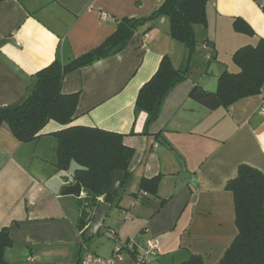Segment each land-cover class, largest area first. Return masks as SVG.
Wrapping results in <instances>:
<instances>
[{
	"label": "crops",
	"instance_id": "1",
	"mask_svg": "<svg viewBox=\"0 0 264 264\" xmlns=\"http://www.w3.org/2000/svg\"><path fill=\"white\" fill-rule=\"evenodd\" d=\"M162 1L0 0V107L21 102L36 72L55 58L66 63L82 55L111 35L117 20L148 15ZM263 1L207 0L187 76L168 92L146 132V113H134L138 89L162 56L175 68L185 63V47L169 35L164 16L139 25L118 52L64 75L61 92L78 95L68 125L49 120L27 142L0 126V229L11 240L3 251L9 264H80L88 251L109 256L116 240L140 251L151 239L156 246L142 264H180L192 255L218 263L237 232L226 181L241 164L264 175V82L259 93L214 109L189 92L194 86L214 92L219 74L239 71L233 52L264 39ZM235 18L253 33L235 31ZM212 53L216 75L207 71ZM66 126L121 133L133 149L129 177L86 238L77 228L83 189L79 196L62 193L74 182L75 165L55 166L53 133ZM154 176H160L156 194H144L140 180ZM119 264H135L134 257L125 253Z\"/></svg>",
	"mask_w": 264,
	"mask_h": 264
},
{
	"label": "trees",
	"instance_id": "2",
	"mask_svg": "<svg viewBox=\"0 0 264 264\" xmlns=\"http://www.w3.org/2000/svg\"><path fill=\"white\" fill-rule=\"evenodd\" d=\"M207 0H163L148 15L123 17L117 20L114 32L97 47L64 63L55 58L50 64L36 72L35 83L29 94L19 103L0 107V126L5 124L20 141L35 139L49 121L68 125L73 119L77 105V93L63 94L61 83L64 75L78 67L89 65L106 57L115 45L127 43L136 28L164 16L169 22V35L185 47L183 67H173L166 55L162 56L156 70L138 89L134 113H146L145 132L161 109L168 92L184 80L194 53L195 26H205V4ZM264 14V1L261 7ZM235 31L252 34L251 27L242 19L233 21ZM212 53L206 64L214 62ZM232 61L239 67L237 73L222 72L217 77L214 92L194 86L189 97L209 109L228 106L239 98L259 93L264 82V39L256 45H245L236 49ZM56 138V162L58 170H68L75 165L72 179L83 189V204L77 222L81 238L91 236L88 230L92 211L98 207L99 197L107 205L115 203L117 189L129 177V162L133 149L122 142V134L96 127L66 126L53 133ZM121 173L120 183L114 193L109 187L114 175ZM160 176L142 178V192L156 194ZM225 189L233 197L236 235L224 251L217 264H264V175L246 164L237 167L236 175L227 180ZM11 244L6 229H0V264H9L3 251ZM180 264H202L199 256L192 255Z\"/></svg>",
	"mask_w": 264,
	"mask_h": 264
},
{
	"label": "built area",
	"instance_id": "3",
	"mask_svg": "<svg viewBox=\"0 0 264 264\" xmlns=\"http://www.w3.org/2000/svg\"><path fill=\"white\" fill-rule=\"evenodd\" d=\"M154 146H156V144H154ZM143 193L146 194L145 192ZM98 200L102 201V197H99ZM155 246V239H151L145 249L138 251L131 242L127 241L122 243L116 240L109 256H100L88 251L81 257L80 264H119L123 260L125 253L131 254L134 257L135 264H142L145 255L152 253Z\"/></svg>",
	"mask_w": 264,
	"mask_h": 264
},
{
	"label": "water",
	"instance_id": "4",
	"mask_svg": "<svg viewBox=\"0 0 264 264\" xmlns=\"http://www.w3.org/2000/svg\"><path fill=\"white\" fill-rule=\"evenodd\" d=\"M121 48H122L121 45H119V44L115 45L109 51V54H114V53L118 52ZM207 71L209 73H213L216 75L217 74V64L215 62H211L208 65ZM120 179H121V173H116L114 175L113 181L109 187V192L111 194L116 191V189L120 183ZM193 180H194V177H193V179H191V183H193ZM81 188L82 187H81L80 183L75 181L72 184H68V185L64 186L62 189V193L79 196L81 194ZM108 206L109 205H107L103 202V198H102V201H100V204L98 205V207L92 211V219H91L90 227L88 230L89 234H95L98 231V229H99V227L103 221V218L105 217Z\"/></svg>",
	"mask_w": 264,
	"mask_h": 264
}]
</instances>
